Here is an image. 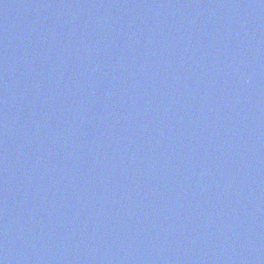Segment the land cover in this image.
<instances>
[{"label":"water","instance_id":"95a60500","mask_svg":"<svg viewBox=\"0 0 264 264\" xmlns=\"http://www.w3.org/2000/svg\"><path fill=\"white\" fill-rule=\"evenodd\" d=\"M0 264H264V0H0Z\"/></svg>","mask_w":264,"mask_h":264}]
</instances>
